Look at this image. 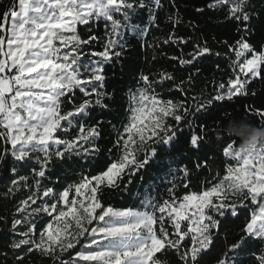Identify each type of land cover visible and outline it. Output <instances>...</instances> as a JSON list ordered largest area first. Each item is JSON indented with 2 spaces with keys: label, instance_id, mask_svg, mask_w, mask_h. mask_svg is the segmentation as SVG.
<instances>
[{
  "label": "snow or ice",
  "instance_id": "snow-or-ice-1",
  "mask_svg": "<svg viewBox=\"0 0 264 264\" xmlns=\"http://www.w3.org/2000/svg\"><path fill=\"white\" fill-rule=\"evenodd\" d=\"M217 5L226 7L227 18L240 32L234 45L223 41L234 52L229 66L235 78L227 86L220 83L215 95L198 101L195 112H190L157 92L154 85L173 80L171 74L160 73L159 80H151L141 73L128 90L127 123L122 122L121 129L107 121L115 133L107 149L109 154L115 150L114 159L100 174L82 176L59 190L42 183L51 180L58 165L76 163L74 157L88 167L98 162L104 110L111 111L114 100V92L107 90L108 67L123 66L133 40L143 49L146 38L153 35L151 29H158L162 20L175 27L181 7L204 9L193 0H18V4L12 0L0 23V176L11 177L5 199L22 188L29 194L19 201L10 227L8 217L0 216L6 226L0 228V264H15L33 252L52 264H161L158 254L165 250H173L182 264H246V260L264 264V148L242 154L228 136L223 149L225 174L217 172L219 179L210 187L202 182L199 192L190 188V170L170 155L184 129L193 127L190 117L248 96V86L257 78L264 85V46L257 50L249 40L254 18L260 16L253 0H214L207 6ZM101 26L103 35H98ZM97 45L102 50H96ZM211 51L197 44L196 51L188 53L190 58L179 64H200ZM176 89L183 91L179 85ZM181 108L183 115L178 114ZM249 113L258 117L256 124L247 119ZM249 113L236 122L264 127V110L249 108ZM169 117L175 125L168 123ZM202 141V135L192 134L190 147L199 151ZM161 160L167 170L158 182L146 186L142 198L137 192L138 206L134 202L119 208L101 202L102 186L115 190L127 176L123 189L127 192L137 173L143 181L141 170ZM207 164L205 160L197 168ZM180 187L187 191L178 196ZM241 216L245 226L239 239L232 244L225 240L226 250L212 258L213 252L221 251L217 241L223 235L222 225ZM250 244L259 247L249 251Z\"/></svg>",
  "mask_w": 264,
  "mask_h": 264
},
{
  "label": "trees",
  "instance_id": "trees-1",
  "mask_svg": "<svg viewBox=\"0 0 264 264\" xmlns=\"http://www.w3.org/2000/svg\"><path fill=\"white\" fill-rule=\"evenodd\" d=\"M16 2L18 4V0ZM210 2L214 4V0H193V3L204 9L202 12H194L191 9L186 10L181 7L178 13L180 22L175 27H173L172 22L162 20L158 29H151L153 35L146 38L147 43L143 49L139 42L133 40V47L124 59L123 66L108 67L107 90L114 92V100L110 103L111 111L104 110L103 119L106 121L104 124V138L99 141L102 150L97 164L88 167L87 162L74 157L73 160L76 163L69 161L63 167L58 165L52 170L51 180H43V184L52 185L55 189L63 190L67 184L79 181L82 176L98 175L102 170H106L109 161L114 159L116 154L115 150L112 154H109L107 150L112 146L115 139V133L107 121L111 120L112 124L121 129L122 122L127 123V116L129 115L127 112L128 90L135 84L141 73L149 75L151 80H159L161 78L160 73L171 74L173 80H166L163 85L156 84L154 86L162 98L172 99L174 103L181 102L183 108H188L190 112H195L198 101H206L212 95H215L219 90L220 83L227 86L229 79L235 78V73L229 66L231 60L235 58L234 52H229L228 46L223 41L227 40L228 44L234 45L240 36V32L237 31L238 25L227 18L226 7L217 5L209 8L207 5ZM11 3L12 0H0V23L4 22L3 13ZM253 4L260 16L259 19L254 18L255 30L249 40L257 50H261L264 46V0H253ZM103 31L104 29L101 26L96 34L103 35ZM169 36L172 39L165 44L164 40ZM177 37L183 38L187 43H181ZM149 44L152 47H148ZM197 44L201 47H209L212 50L211 53L206 54L209 58L203 60L200 64L181 66L179 60L189 59L188 53L195 52ZM96 50L102 49L97 45ZM217 52L220 53L219 56L215 55ZM154 53L155 59H153ZM172 56H176L177 59L171 60L170 57ZM216 65H219V67H216ZM197 67L200 69L199 72H195ZM189 76H191V80H189ZM177 85L183 91L177 90ZM169 88L172 91H168ZM248 91V96L234 98V102L226 101L223 104H217L206 115L197 113L194 117H190L194 121L193 127L191 129L186 127L180 134L178 142L172 145L170 155L177 156L176 163L184 165L190 170V188L192 190L201 191L202 182L203 187H210L211 183H215L219 179L217 172L220 176H223L226 172V158L223 156V149L230 138L224 135L222 139H216L217 133L222 134L224 125L230 120H244L246 113H249V108L252 111L264 110V85L261 84L259 78L250 82ZM252 91L256 92L255 96L251 95ZM246 105L248 108H246ZM183 108L179 110L178 114L183 115ZM247 119L256 124L258 117L249 113ZM168 123L175 125V121L171 117L168 118ZM192 134L204 137L199 151L190 147ZM0 148H2V145H0ZM160 152L163 153V150L161 149ZM143 155L142 152L138 153L141 159ZM205 160L208 162L207 166L198 169L197 165ZM228 163L234 164L235 162L228 161ZM167 167L168 165L163 160L160 163L150 162L147 170H141L143 181L139 179L141 173H137L136 177L132 178L133 183L128 185L129 190L127 192L123 191L124 185L128 181L127 176L120 182V187L115 190L106 189L102 186V191L98 193L101 202L106 206L119 208L133 206L134 202L138 206L137 192L141 194L140 198H142L146 186L158 182V177L167 170ZM24 174L29 175V170L24 169ZM32 178L30 176V181ZM10 179V176H0V216L8 217L7 227H10L12 215L15 213L19 201L29 194L28 190L22 188L11 199H5L3 194L10 184ZM163 189L164 185H160L161 193L167 198ZM186 191L187 189L180 187L177 195H183ZM72 195H74V190L70 193V198ZM16 215L22 216L23 214ZM244 226L242 216L239 219L230 218L226 224L222 225L223 235L217 241V247L221 251L213 252L211 254L212 258L218 257L221 252L226 250L225 240L227 244L236 242ZM167 227L169 231H172L170 224ZM225 227L227 228L226 232H224ZM0 228L6 230L3 221H0ZM258 247V245L250 244L249 251ZM158 256H160L161 264H182L179 256L173 250H165L164 253L158 254ZM15 264H52V262L50 259L33 252L25 257L23 261H16ZM246 264H252V261L246 260Z\"/></svg>",
  "mask_w": 264,
  "mask_h": 264
},
{
  "label": "clouds",
  "instance_id": "clouds-1",
  "mask_svg": "<svg viewBox=\"0 0 264 264\" xmlns=\"http://www.w3.org/2000/svg\"><path fill=\"white\" fill-rule=\"evenodd\" d=\"M224 135L233 138L236 142V151L242 154L250 153L258 147L264 148V127L238 124L235 120H230L216 139L220 140Z\"/></svg>",
  "mask_w": 264,
  "mask_h": 264
}]
</instances>
